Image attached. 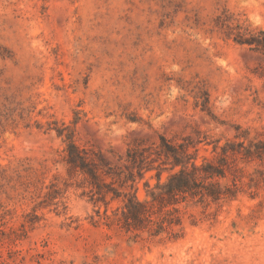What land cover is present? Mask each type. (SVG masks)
<instances>
[{
    "label": "rangeland",
    "instance_id": "374dc122",
    "mask_svg": "<svg viewBox=\"0 0 264 264\" xmlns=\"http://www.w3.org/2000/svg\"><path fill=\"white\" fill-rule=\"evenodd\" d=\"M0 264H264V0H0Z\"/></svg>",
    "mask_w": 264,
    "mask_h": 264
},
{
    "label": "trees",
    "instance_id": "16d2710c",
    "mask_svg": "<svg viewBox=\"0 0 264 264\" xmlns=\"http://www.w3.org/2000/svg\"><path fill=\"white\" fill-rule=\"evenodd\" d=\"M162 146L163 149H167V150L171 148V145H169L165 137H162ZM71 157L73 162H78V159L83 160L79 154L74 155V157L73 156ZM84 164H85L84 161H82L81 166L84 167L85 166ZM177 179L181 181L179 182L177 181ZM187 182L188 181L187 179H185L184 170H181L180 172L172 175L169 182L165 184V186L167 187L166 190L168 193L185 192L188 184Z\"/></svg>",
    "mask_w": 264,
    "mask_h": 264
}]
</instances>
